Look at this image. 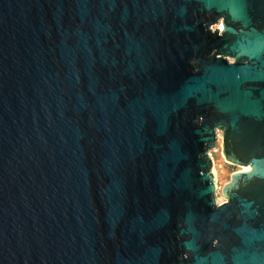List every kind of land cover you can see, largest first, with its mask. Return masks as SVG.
<instances>
[{
	"label": "water",
	"instance_id": "obj_1",
	"mask_svg": "<svg viewBox=\"0 0 264 264\" xmlns=\"http://www.w3.org/2000/svg\"><path fill=\"white\" fill-rule=\"evenodd\" d=\"M0 264H264V0H0Z\"/></svg>",
	"mask_w": 264,
	"mask_h": 264
},
{
	"label": "rangeland",
	"instance_id": "obj_2",
	"mask_svg": "<svg viewBox=\"0 0 264 264\" xmlns=\"http://www.w3.org/2000/svg\"><path fill=\"white\" fill-rule=\"evenodd\" d=\"M218 134H219V141L216 147L212 150L211 154L214 159L213 169L217 173L216 182L219 188L218 193H217V199H218V202L221 204L225 201L221 193L222 187L230 180L231 174L233 172L242 170V167L234 166L224 160L222 151H221V141H222L221 132H219Z\"/></svg>",
	"mask_w": 264,
	"mask_h": 264
},
{
	"label": "bare ground",
	"instance_id": "obj_3",
	"mask_svg": "<svg viewBox=\"0 0 264 264\" xmlns=\"http://www.w3.org/2000/svg\"><path fill=\"white\" fill-rule=\"evenodd\" d=\"M213 161H214V159H213ZM242 170H249V167H242ZM213 172H214V176H215L216 181H217V173L215 172V170H213ZM216 185H217V182H216ZM217 189H219L218 186H217Z\"/></svg>",
	"mask_w": 264,
	"mask_h": 264
}]
</instances>
